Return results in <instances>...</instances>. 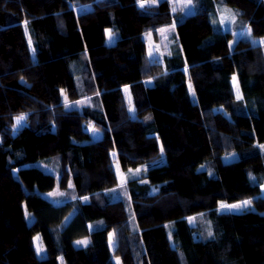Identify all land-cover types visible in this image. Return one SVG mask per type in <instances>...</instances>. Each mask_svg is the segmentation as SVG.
<instances>
[{
  "label": "trees",
  "instance_id": "16d2710c",
  "mask_svg": "<svg viewBox=\"0 0 264 264\" xmlns=\"http://www.w3.org/2000/svg\"><path fill=\"white\" fill-rule=\"evenodd\" d=\"M150 1L0 0V264H264V0Z\"/></svg>",
  "mask_w": 264,
  "mask_h": 264
},
{
  "label": "rangeland",
  "instance_id": "374dc122",
  "mask_svg": "<svg viewBox=\"0 0 264 264\" xmlns=\"http://www.w3.org/2000/svg\"><path fill=\"white\" fill-rule=\"evenodd\" d=\"M163 0H152L148 3H142L141 5H148V4H158L160 2H162ZM167 2L170 4L171 6V9L173 11L177 10L179 11L181 14H185V15H191L194 13V6H193V3H192V0H167ZM90 9V6H86L83 10L84 11H88ZM219 19L221 20V23H222V26H223V29H232L233 28V25H234V22L236 21V19L234 18V13L231 12V11H227V9L225 8H221L219 9ZM172 27H169V28H166L164 29V31H162L160 34H159V37H158V43H156L155 41H153L151 35H147L145 37V42H146V46H147V53H148V56H149V59L151 61H161L162 60V56L166 53V48L169 44L172 43V40H171V31H172ZM234 35H233V38L229 41V47H232L236 40L238 39L239 35L241 34L242 35V32H240V30L238 29H235L233 31ZM244 33V32H243ZM245 37H248V34L247 32L245 33ZM252 43H256V44H261L263 45L264 44V41L260 40V39H254L252 40ZM28 46H29V50L32 54V56L34 57V48L32 46V43L31 41L29 40L28 42ZM233 83V86H234V89H235V95H236V98L238 97V93H237V90H236V87L234 85V81L232 82ZM148 85H150V83H148ZM240 96V94H239ZM240 99V98H239ZM237 98V100H239ZM90 104V100L88 98H84L80 101H76V102H73L71 104H69L67 107H71V108H81V107H84L86 105H89ZM24 119H25V116H24ZM24 120H22L20 123H23ZM85 131L90 135L91 139L93 140H98L101 138V134H99L97 131H95L94 129H92L91 126H85ZM262 150L264 151V144H262ZM114 154L112 153L111 154V160H112V163H113V168H114V172H115V176H116V180H117V183H118V186L112 191L113 194L115 195L116 198L118 199H123L124 197H126V189H125V176L124 174L120 171L115 159H114ZM237 160V155L236 154H233V155H228V156H224L222 158V161L223 163H229V162H233ZM163 162V158L161 157V159L157 162L158 165L162 164ZM145 168V166H142L139 168V172L143 171ZM200 169V168H199ZM50 171V170H49ZM139 172L136 171L137 174H139ZM154 192V190H153ZM62 192H58V190H56L55 192V197H59V198H62L64 196L61 195ZM59 200V199H58ZM60 201H63V199H61ZM245 202V201H243ZM243 202H240L236 205H241L240 208H222V210L224 211H230L231 213H234V214H239V213H244V212H247V211H251L252 210V206L250 204L248 205H244ZM71 218V215L68 216L67 218H65L64 220V224H66ZM78 241H87L88 242V239L87 238H83V239H79V240H76L75 242H73L74 246L75 247H82V246H85L87 244L86 243H78ZM33 247H34V251H35V254L37 255V257H42L44 256V248L42 246V244L40 243L39 241V236L36 235L34 238H33ZM59 264H62L61 262H59Z\"/></svg>",
  "mask_w": 264,
  "mask_h": 264
},
{
  "label": "snow or ice",
  "instance_id": "6c2138e0",
  "mask_svg": "<svg viewBox=\"0 0 264 264\" xmlns=\"http://www.w3.org/2000/svg\"><path fill=\"white\" fill-rule=\"evenodd\" d=\"M143 6V5H142ZM27 23V22H26ZM109 36L111 37V33H109ZM233 81H234V85H235V87H236V90H237V93H238V99L239 98H242V97H240L239 96V86H238V83H236V78L235 77H233ZM130 111H132V109L130 108L129 109ZM22 120H24V116L22 115V116H19V117H17V124H19ZM140 170L139 169H137V172H139ZM61 195H63V193H61ZM85 199H87V198H85ZM251 203V201H245V202H243V204L244 205H248V204H250ZM221 207L222 208H240L241 207V205H221ZM210 235H211V233H209ZM87 241H78V243H86Z\"/></svg>",
  "mask_w": 264,
  "mask_h": 264
},
{
  "label": "crops",
  "instance_id": "0c3cea01",
  "mask_svg": "<svg viewBox=\"0 0 264 264\" xmlns=\"http://www.w3.org/2000/svg\"><path fill=\"white\" fill-rule=\"evenodd\" d=\"M232 82H233V81H232ZM232 82H231V83H232ZM232 85H233V83H232Z\"/></svg>",
  "mask_w": 264,
  "mask_h": 264
}]
</instances>
